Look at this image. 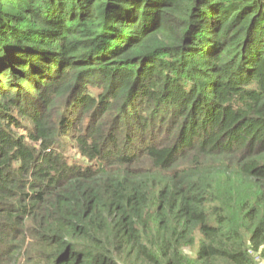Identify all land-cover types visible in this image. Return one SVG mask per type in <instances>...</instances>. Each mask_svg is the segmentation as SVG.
Returning <instances> with one entry per match:
<instances>
[{
    "label": "trees",
    "instance_id": "1",
    "mask_svg": "<svg viewBox=\"0 0 264 264\" xmlns=\"http://www.w3.org/2000/svg\"><path fill=\"white\" fill-rule=\"evenodd\" d=\"M256 258L264 0H0V264Z\"/></svg>",
    "mask_w": 264,
    "mask_h": 264
},
{
    "label": "built area",
    "instance_id": "2",
    "mask_svg": "<svg viewBox=\"0 0 264 264\" xmlns=\"http://www.w3.org/2000/svg\"><path fill=\"white\" fill-rule=\"evenodd\" d=\"M256 262H257V264H264V260H262L260 258H256Z\"/></svg>",
    "mask_w": 264,
    "mask_h": 264
},
{
    "label": "rangeland",
    "instance_id": "3",
    "mask_svg": "<svg viewBox=\"0 0 264 264\" xmlns=\"http://www.w3.org/2000/svg\"><path fill=\"white\" fill-rule=\"evenodd\" d=\"M70 156H71V155H70ZM74 156H75V155L72 154V157H74ZM184 251H185V253H187V254H192V251L189 250L188 248L185 249ZM192 255H193V254H192Z\"/></svg>",
    "mask_w": 264,
    "mask_h": 264
}]
</instances>
